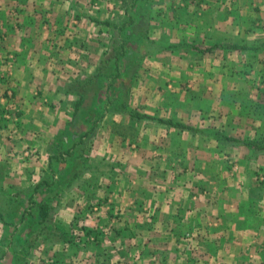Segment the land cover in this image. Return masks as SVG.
<instances>
[{"label":"crops","instance_id":"crops-1","mask_svg":"<svg viewBox=\"0 0 264 264\" xmlns=\"http://www.w3.org/2000/svg\"><path fill=\"white\" fill-rule=\"evenodd\" d=\"M99 2L0 0V85L11 89L7 102L12 98L20 115L16 125L3 128L11 139L2 138L0 175L19 183L23 172L34 171L21 183L35 184L45 174L39 166L48 157L28 158V164L23 146L44 154L72 115L65 83L95 66L109 39L93 19H110L116 2ZM111 143L123 150L120 139L97 150L111 168L85 172L72 184L68 170L48 179L55 235L38 245L49 254L45 264H264V181L247 180L264 173V154L252 161L243 146L237 155L224 150L213 157L225 165L201 176L173 168V154L138 151L125 157L114 154ZM156 161L164 166L153 167ZM231 174L242 183L239 193Z\"/></svg>","mask_w":264,"mask_h":264},{"label":"rangeland","instance_id":"rangeland-1","mask_svg":"<svg viewBox=\"0 0 264 264\" xmlns=\"http://www.w3.org/2000/svg\"><path fill=\"white\" fill-rule=\"evenodd\" d=\"M87 1L91 6L100 3L99 0ZM113 1L116 3L110 16L115 19L123 16L122 14L127 11L126 6L133 2L132 0ZM136 9L149 14L151 20L149 36L158 42L151 46L154 47L151 50L141 44L140 49H137L138 44L133 45L132 52L146 53V55L141 60L140 70L130 90L131 105L139 112L153 116L155 119L180 121L203 130L201 132L179 129L162 123V120L158 122V119V121L143 119L132 122L127 115L110 112L105 115L101 126L91 136L93 140L91 145L84 148L92 164L99 170L111 168L110 159L97 150L102 148L104 143L107 145L114 139H120L123 141V150L113 145L114 142L111 143L113 153L116 155L127 157L129 153L140 154L138 151H150L153 155L170 153L176 157L172 162L173 168L176 167L179 171L189 170V172L196 170L202 176V172L220 170L225 165L222 158L213 155L227 149L234 154L237 153V147L229 143L215 144L216 140L211 133L213 129L241 139L256 137L264 141V48L214 49L198 52L185 44L197 43L210 46L216 42H237L253 45L256 41L264 39V0H140L129 10ZM103 29L106 30L105 27ZM106 33L108 35V30ZM161 42L179 46L173 50H160L161 46L157 43ZM148 50L153 53L149 54ZM92 67H88L85 72H89ZM126 70L128 73L131 72L130 67ZM83 72L81 71L77 77ZM10 90L5 88L3 91L0 85V99L4 98L6 101V104L0 105V150L3 149L2 138L11 139L6 135L7 129H3L5 124L16 125L19 122L20 115L12 110L13 102H10L12 98L7 102L6 96L10 97ZM72 99L71 97L67 101L70 108ZM103 101L99 104L101 105ZM96 102L95 95L86 96L82 109L89 110L90 114L81 111L72 125L67 123L72 118L70 115L65 125L57 131L44 154L35 152L29 146H23L22 156L28 164L36 160V157L39 160L48 157L39 166V171L45 174L38 181L43 177L50 179L55 171L64 174L74 162L65 159L59 161L57 166L50 167L48 159L52 156V162L55 161L57 150L70 147L83 128L91 125L93 119L98 116L91 110L97 106ZM45 108V103L41 99L39 111L44 112ZM162 141H167L168 146H162ZM162 148H166L167 151L160 152ZM210 155L213 159L209 157ZM1 158L0 166L3 159ZM28 158L33 160L29 162ZM164 163L156 161L153 167L159 169ZM113 164L117 166V163L113 162ZM134 165L131 163L129 166L136 170L137 166ZM27 171L23 172L19 183L12 175L7 177L0 175V212L2 219L6 221L4 224L0 217V248L10 252L11 256V258L10 256L0 258V264H10L13 254H20L18 251L21 249L20 238L27 232L23 230L18 234L14 231V225L23 226L19 214L23 208L30 206L28 198L34 193L30 188L32 183H21V180L31 179L30 174L34 171ZM37 175L32 179H37ZM256 175L252 177L250 174L247 180L250 178L258 180L260 172ZM229 178L232 181L233 191L239 193L242 187V183H238L239 178L234 174ZM45 190L48 191L47 188ZM41 192L35 193L36 200L40 198ZM19 204L20 207L16 208ZM12 238H17L18 241L12 242ZM44 248L36 245L31 249L28 257H20L27 259L26 264H45L49 254L42 252ZM37 255L38 258H35ZM39 257L40 261L37 263ZM17 259L16 264L20 262V259Z\"/></svg>","mask_w":264,"mask_h":264},{"label":"trees","instance_id":"trees-1","mask_svg":"<svg viewBox=\"0 0 264 264\" xmlns=\"http://www.w3.org/2000/svg\"><path fill=\"white\" fill-rule=\"evenodd\" d=\"M132 1V3L126 6L127 11L122 14L123 16L117 19H93L95 24L99 25L101 28L105 27L108 30V44L102 51L95 66H93L89 72H83L81 76H78L65 86L64 92L73 98L71 103L72 118L67 122L69 125L76 122L81 111L84 114H90L89 110L82 109L86 96L95 95L97 98V106L91 110L93 113H96L94 115H98L93 119L89 127L83 128L78 134V138L71 143L70 147L57 150L55 161L52 162L53 157L49 156L48 164L50 167L57 166L59 161L62 162L65 161V159L66 161H68V159L74 160L70 167L67 168L68 171L73 172L72 177L68 182L69 184L78 181L80 176H83L85 172L98 169L92 164L90 156L86 155L84 148L91 145L93 141L91 136H93L101 126L106 114L112 112L114 114L127 115L132 122L143 119H158V122L162 120L159 118L155 119L153 116L139 112L138 109L134 108L130 103V90L140 70L141 60L146 55V53L132 52L133 45L134 43L138 44L137 49H140L139 45L141 44L147 46L151 50L154 48L151 46L156 44L155 42H158L149 36L151 25L149 14L147 12L137 11L138 9L130 11V7H133L140 2V0ZM157 44L161 46L159 47L160 50H173L179 46L178 44L165 42ZM185 44L198 52H208L213 51L214 49L257 50L264 48V39L256 41L253 45L237 42H216L210 46H204L197 43ZM148 53L150 54L153 52L149 51ZM129 67L131 68L130 73L126 70ZM103 89L104 91H102ZM102 101L103 103L100 105L99 103ZM88 119H90V117ZM161 122L179 129L201 132L203 130L200 127H195L191 124H186L180 121L173 122L170 120H162ZM211 133L213 138L218 142H226L237 148L243 146L248 152V158L252 161L258 155L264 154V141L256 137L241 139L226 135L216 129H213ZM235 154L237 155V153ZM234 158L235 157L232 156V158L229 159V165L231 167L235 164V161L233 160ZM253 176L256 177L257 175H252V177ZM257 179L258 181L261 179L259 182H263L264 174L260 173ZM50 185L51 182L44 177L37 183L31 185L30 188L34 193L30 194L28 198L30 206L26 209L23 208L19 214V220L23 226L19 227L18 225H14V231H17L18 234L23 230H27V232L20 238L21 242L19 243L21 244V249L18 250L20 251V254H13L10 264H13L14 262V264H16L17 258L20 259L18 264H26L27 259L20 256L28 257L29 254H31V249H33V247L40 243L48 244L55 235L54 210L51 205L53 198L48 196L45 190ZM39 191L42 192L39 193L40 198L36 200L34 198L35 193L38 194ZM20 205L21 204L17 205L16 208L20 207ZM0 217L1 220H3L1 212ZM2 222L6 224V221L3 220ZM17 241V238L12 240L14 243ZM92 241L94 242L95 238H93ZM4 256H10V252L0 248V258H3Z\"/></svg>","mask_w":264,"mask_h":264},{"label":"built area","instance_id":"built-area-1","mask_svg":"<svg viewBox=\"0 0 264 264\" xmlns=\"http://www.w3.org/2000/svg\"><path fill=\"white\" fill-rule=\"evenodd\" d=\"M98 209H99V207L98 206H95L94 208H93V211H98ZM93 240V239H92Z\"/></svg>","mask_w":264,"mask_h":264}]
</instances>
